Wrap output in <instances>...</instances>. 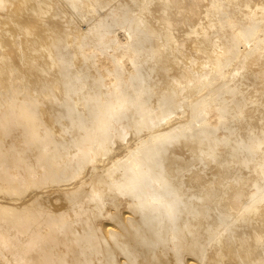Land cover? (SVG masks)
Wrapping results in <instances>:
<instances>
[{"label":"bare ground","instance_id":"bare-ground-1","mask_svg":"<svg viewBox=\"0 0 264 264\" xmlns=\"http://www.w3.org/2000/svg\"><path fill=\"white\" fill-rule=\"evenodd\" d=\"M0 264H264V0H0Z\"/></svg>","mask_w":264,"mask_h":264}]
</instances>
